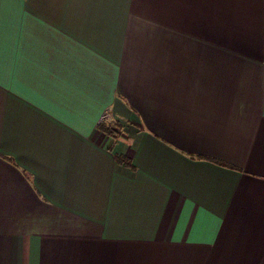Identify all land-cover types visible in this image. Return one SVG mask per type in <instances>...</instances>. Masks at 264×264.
Returning a JSON list of instances; mask_svg holds the SVG:
<instances>
[{
    "label": "crops",
    "instance_id": "obj_1",
    "mask_svg": "<svg viewBox=\"0 0 264 264\" xmlns=\"http://www.w3.org/2000/svg\"><path fill=\"white\" fill-rule=\"evenodd\" d=\"M0 264H264V0H0Z\"/></svg>",
    "mask_w": 264,
    "mask_h": 264
},
{
    "label": "trees",
    "instance_id": "obj_2",
    "mask_svg": "<svg viewBox=\"0 0 264 264\" xmlns=\"http://www.w3.org/2000/svg\"><path fill=\"white\" fill-rule=\"evenodd\" d=\"M101 122H102V121H100V124H102ZM100 124H99V125H100Z\"/></svg>",
    "mask_w": 264,
    "mask_h": 264
}]
</instances>
